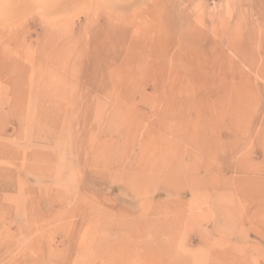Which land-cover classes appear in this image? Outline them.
Returning a JSON list of instances; mask_svg holds the SVG:
<instances>
[{"label":"rangeland","instance_id":"obj_1","mask_svg":"<svg viewBox=\"0 0 264 264\" xmlns=\"http://www.w3.org/2000/svg\"><path fill=\"white\" fill-rule=\"evenodd\" d=\"M0 264H264V0H0Z\"/></svg>","mask_w":264,"mask_h":264},{"label":"bare ground","instance_id":"obj_2","mask_svg":"<svg viewBox=\"0 0 264 264\" xmlns=\"http://www.w3.org/2000/svg\"><path fill=\"white\" fill-rule=\"evenodd\" d=\"M19 91V90H18ZM18 93V92H17ZM24 93V92H23ZM17 96V95H16ZM18 97V96H17ZM20 97V96H19ZM21 98V97H20ZM19 98V99H20ZM17 99V98H16ZM23 99V98H22ZM22 99H20L19 101H20V103H21V101H22ZM15 100V99H14ZM18 101V100H17ZM155 241V240H154ZM157 241V240H156ZM158 242V241H157ZM158 245V244H157ZM151 246V245H150ZM147 246H145V247H143L142 249L144 250V248H146ZM153 249H154V247H153ZM149 250V248L147 249V251ZM155 250V249H154ZM162 250V249H161ZM146 251V250H145ZM156 251V250H155ZM158 253H162L161 251H159ZM153 254V253H152ZM163 254V253H162ZM159 257H161L162 255H158Z\"/></svg>","mask_w":264,"mask_h":264}]
</instances>
